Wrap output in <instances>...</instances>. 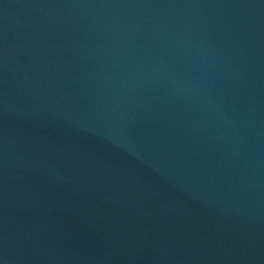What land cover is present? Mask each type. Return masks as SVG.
I'll use <instances>...</instances> for the list:
<instances>
[{"label":"water","instance_id":"obj_1","mask_svg":"<svg viewBox=\"0 0 264 264\" xmlns=\"http://www.w3.org/2000/svg\"><path fill=\"white\" fill-rule=\"evenodd\" d=\"M0 264H264V0H0Z\"/></svg>","mask_w":264,"mask_h":264}]
</instances>
